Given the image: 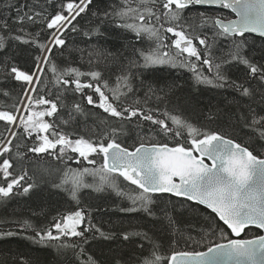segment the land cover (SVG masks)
I'll return each instance as SVG.
<instances>
[{
  "label": "snow or ice",
  "instance_id": "snow-or-ice-1",
  "mask_svg": "<svg viewBox=\"0 0 264 264\" xmlns=\"http://www.w3.org/2000/svg\"><path fill=\"white\" fill-rule=\"evenodd\" d=\"M135 2L102 3L97 0L96 7L90 8L92 0H80L78 4L65 3V0H44V3L32 0L31 4L17 7L14 18L7 14L0 16V52L9 53L0 58V69H3L0 85L18 83L28 101L20 106L25 109V114L19 117L12 114L11 108L0 111L5 129L10 126L17 129L10 133L11 140L0 143V175L3 177L0 197L30 195L36 188L34 183L28 182L26 172L14 173L11 158H4L12 152L15 141H21L15 143L20 159L24 158L22 153L51 152L62 160L69 156L70 149L72 154L82 158L81 163L89 161L95 165V157H102L103 161L99 169L94 167L91 172L100 175L99 185L77 180L66 189L76 201L75 208L58 213L47 227L32 229V225L24 221V231L32 229L27 235L11 229L0 230V239L21 235L33 244L52 246L58 256L64 255V264H132L131 258L125 259L120 251L124 243L131 242L134 237L142 241L141 248L144 241L151 246L152 258L144 259L142 264H264V234H257L264 233V0H139L133 8ZM216 6L230 9L236 18H222L219 13L214 15L212 10ZM82 14L88 17L86 24H80L77 19L83 18ZM126 19L144 23H128ZM114 20H120L117 26L131 30L138 40L143 41L144 34L150 40L155 38L152 41L155 48L152 51L137 49L129 41L122 50L110 52L99 44V40L107 38L105 26ZM197 20L200 21L199 33L193 35ZM164 23L169 25L166 32L176 37L172 40L179 50L175 56L159 53L166 45L155 25L163 27ZM34 27L40 30L33 33ZM69 32L88 38L95 36L97 43L88 45L87 49H68ZM252 34H258L260 39L259 60L255 50L257 36ZM45 36L50 46L39 42ZM194 41L202 48L198 50ZM222 43L224 47H221ZM21 49L30 56L38 53L23 70L16 62ZM54 50L67 65L72 63L73 52H78L80 66L59 71L52 55ZM184 53L201 61V66H207L211 74H202L196 63L182 59ZM85 61L88 71L81 70ZM31 65H35L34 70ZM189 65L195 85H211L236 93L234 107L230 104V110L225 113L224 124L228 131L219 127L202 131L205 124L199 118L193 121L191 117L181 119L171 115L168 107L172 103L171 96L175 94L174 89L181 86L174 80L148 78V74L163 71L167 66L187 68ZM45 72L51 73L50 83L55 88L49 89L46 84L43 91L47 95L28 94L38 90ZM113 74L121 90L108 95L105 90L112 91L109 84ZM34 81L35 86L26 87ZM89 92L91 94H87ZM10 95L11 89L0 87V96ZM132 97L135 99L126 107L125 103ZM85 99L88 105L108 114L105 126L110 131L99 134L98 139L58 130V124L60 128L72 127L79 116L92 115L82 107ZM33 104L37 107L50 105V108L29 112ZM44 117H52L55 122H44ZM111 118H118L119 123L108 124ZM17 120L19 122L15 123ZM203 120L207 124L217 123L221 121L220 112L210 109ZM245 129L249 139L247 144L239 142ZM133 132L139 144L135 146L134 142L130 150L127 145L122 146L119 137L130 138ZM40 133H50L51 138ZM168 139L176 146L169 147L168 143L162 142ZM181 139L187 141V146H181ZM83 173H89V169H83ZM117 175L136 186L133 192H127L116 182ZM104 185L117 197L131 201L132 206L120 207L118 211H142L154 219L167 220L169 228L175 222L169 211H174L177 203L181 209L192 210L204 205L211 210L206 218V228L201 226L196 236L191 234L195 229L189 230V235L182 238L185 250H176L180 240L170 238L171 254L162 260L155 255L162 245L147 232L104 231L93 222L91 205L82 206L78 191L91 188L102 192ZM165 194H169L166 202L162 200ZM172 197L184 199L174 201ZM158 201L164 203L159 208V217L154 211ZM189 202H195V208ZM249 233L252 238H239L242 234L247 237ZM105 244L115 247H109L105 253L102 247ZM89 245L99 246V253ZM200 246L206 247V251L196 250ZM68 252L72 253L71 257L67 256ZM21 264L30 262L22 259Z\"/></svg>",
  "mask_w": 264,
  "mask_h": 264
},
{
  "label": "trees",
  "instance_id": "trees-1",
  "mask_svg": "<svg viewBox=\"0 0 264 264\" xmlns=\"http://www.w3.org/2000/svg\"><path fill=\"white\" fill-rule=\"evenodd\" d=\"M73 2L78 4L80 0H65V3ZM103 2L117 3L118 0H102ZM163 2V0H161ZM31 4L32 0H0V16L7 14L8 16L14 18L16 15V8L24 4ZM40 3H44V0H40ZM97 0H92V3L89 5L90 8L96 7ZM139 0H136L132 4V7L135 8ZM213 14L219 13L222 18L232 17V13L229 9H222L216 6L213 10ZM55 14V13H53ZM65 14H68L65 12ZM90 15V13H89ZM132 14L129 13V16ZM83 18L78 17L80 24H86L88 17L82 14ZM126 22L131 23H144L138 20L126 19ZM120 20H114L111 25L105 26V31L108 33L106 39H100L99 44L106 47L110 52H116L117 49H123V46L126 45L129 41H132L137 49H144L145 51H152L155 48V44L152 42L155 38L151 40L149 37L144 34V40H138L135 33H132L131 30H122L117 25H119ZM154 23V20H153ZM159 29V33L164 37L162 43L166 47L159 50L160 54H169L175 56L179 51L172 44V40L175 39L172 33H167L166 28L169 26L167 23H164L163 27H160L159 24L155 25ZM200 21L194 22V31L191 33L193 35L199 33ZM46 27V25L44 26ZM94 27V26H93ZM40 30L39 27H34L31 29L33 33ZM50 31L48 35H50ZM252 36H257L253 35ZM86 41V43H85ZM40 43H44L46 46H50L47 37L42 38ZM97 39L95 36L88 38L82 37L81 35L69 32L67 35V47L72 49L74 47L85 48L87 49L88 45H95ZM194 45L198 46V50L202 46L198 45V41H194ZM259 45L260 39L257 36L256 39V59H260L259 55ZM221 47H224V44H221ZM131 49H129L130 51ZM8 52H0V58L7 56ZM38 53H32L30 56L28 52L24 49L19 50V53L16 55V62L23 67L29 65L32 59V56L37 55ZM54 62L59 65V71L65 70L67 67H79V56L78 52H73L72 54V63L67 65L63 62V57L59 56V53L53 51ZM67 55V51L65 52ZM88 53L85 52V57ZM181 58H187L192 63H196L198 70L205 75H210L209 69L207 66H201V61H196L195 58L187 57V54H182ZM203 58H201L202 60ZM43 65V61H41ZM35 68V65H31ZM82 71H88L87 61H85L84 66L81 68ZM3 69H0L2 72ZM234 74L233 78H235ZM148 78L151 80H160V81H172L174 80L181 87L176 90L174 89V95L171 96L172 103L168 106L171 115H178L181 119L186 117H191L192 120L199 118L201 123L205 124V129L207 128H221L224 131H228L225 127L224 122H226L227 117L225 113L230 110V104L233 105V97L236 96V93L230 89H218L214 88L211 85H195V80L193 78V72L191 66L187 68H171L170 66L164 67L163 71H158L155 73L148 74ZM2 79V76H0ZM52 76L50 72L44 73V81L39 85L38 90L33 94L36 96L47 95L43 91L45 85L47 84L49 89H54L55 85L50 83ZM87 82V81H84ZM103 83V82H102ZM36 82L34 81L29 89L35 86ZM195 85V87H193ZM155 86V85H154ZM0 87L11 89V95L9 97L0 96V111L12 109V114H17V108L20 111L19 116L25 114V109L20 107L22 104L25 105L28 103L26 94L20 91L18 83H11L7 85H0ZM28 88V85H26ZM112 91L105 90L108 95H112L113 92L119 91V86L116 83V75L113 74L111 82L109 84ZM87 94H91L90 92ZM143 96V93H140ZM18 97V98H17ZM55 99V94L52 96ZM135 97H132L125 103V106H129L132 100ZM243 103H248L244 101ZM15 106V107H14ZM82 107L86 112L91 113L92 115L88 116H79L78 121L72 126H64L63 128L59 127L60 131H67L69 133L75 132L76 135H84L85 138L98 139L99 134L104 133L105 131H110V128H106L105 119L108 114L103 113L102 109L95 107L94 105H88L86 99L83 102ZM48 106L37 107L33 104V107L28 111H45ZM213 112L219 111L221 115V121H218L214 124H207L203 120V116L208 114L209 110ZM27 116L25 115V119ZM44 122L53 123L55 122L52 117H44ZM17 120L15 123H18ZM108 124L119 123L118 118H111L107 121ZM5 122L0 120V134L3 136V140L0 143H6L8 140H11L12 137L10 133L16 131L15 127L10 126L8 129L4 127ZM22 133L23 128L19 129ZM186 131V129H185ZM35 135V134H34ZM40 135H49L50 133H40ZM242 135L241 143H249L247 129L244 130ZM153 140L161 142L159 138L153 137ZM27 141V137H25ZM21 141H15L13 144V150L9 155H5L4 158H11L13 165V172L20 173L22 170L27 173V180L30 183H34L36 188L31 192L30 195H20L12 198H2L0 197V230H14L17 233H22L24 235L30 234L32 229L38 227H47L53 218L57 217L58 213H66L68 210L75 208L76 201L72 200L70 193L66 190L71 188L73 183L77 180L89 184V185H99L101 183V177L99 174L92 175V169L95 167L99 169L103 163L102 157H95V165L89 163V161L80 162L82 158L78 154H72L70 149L68 150L69 156H65L62 160L57 159V155L52 154H23L24 158L20 159L16 155L15 143ZM119 142L122 146L127 145L132 149L134 142L135 146L139 144V140L136 137L135 132L132 133L130 138H125L123 136L119 137ZM145 143L148 141L145 140ZM166 142L169 145H176L171 139H168ZM181 146H187V141L184 139L180 140ZM58 148L55 152L58 154ZM94 155V154H93ZM91 158V157H90ZM2 163V162H0ZM89 169V173L84 174L83 169ZM3 180L2 175H0V181ZM116 182L125 188L127 192H133L136 186L130 185L129 182L123 181L122 177H118ZM60 185V187H56ZM104 191L96 192L91 188H80L78 191V199L82 202V206L88 207L91 205L90 211L93 213V222L102 227V230L108 231L109 229L113 231L127 230L128 232H147L149 236L156 239V242L162 245V247L155 252V255H159L162 260H165L169 254L170 250V238L180 240L179 246L176 247V250H185L183 244L184 237L189 235L190 229H195L191 234L196 236V232L200 231L201 226L206 228V218L208 214L211 213L208 209L203 206L195 208V203L193 204L192 209H181L180 204H176L174 211L170 210L169 215L173 216L174 224L171 228L168 227L167 220L154 219L149 217L146 213L142 211L134 213H123L118 211L120 207H130L131 201L126 198L117 197L115 192L108 188L106 185L103 186ZM169 198V194H165L162 198L166 202ZM175 201L177 199L183 200V198L172 197ZM164 206L163 202H157V207L154 209L157 216L161 214L159 208ZM213 216L215 214H212ZM218 221V218L216 217ZM24 221H28L32 225V229H29L27 232L24 231L22 225ZM219 222V221H218ZM222 224V222H219ZM226 228V226H224ZM230 232V230H228ZM259 234V233H257ZM233 236L232 238H234ZM241 237L249 238L252 237V233H249L247 237L242 235ZM199 239V237H197ZM208 239H212L208 237ZM220 242V241H216ZM142 241L134 237L131 242H125L121 248L120 254H122L125 259L131 258L132 264H142L144 259H151L152 255L150 254L151 246L144 241L143 248H141ZM103 251L107 253L109 247H115L114 244H105L102 246ZM90 249H95L97 253L100 251V247L96 245H89ZM206 247L200 246L196 250H202ZM68 257L72 256L71 252L67 253ZM29 261L30 264H64V255H57L56 249L52 246H44L39 244H33L29 240L23 239L21 235H16L9 237L7 239H0V264H21V260Z\"/></svg>",
  "mask_w": 264,
  "mask_h": 264
},
{
  "label": "water",
  "instance_id": "water-1",
  "mask_svg": "<svg viewBox=\"0 0 264 264\" xmlns=\"http://www.w3.org/2000/svg\"><path fill=\"white\" fill-rule=\"evenodd\" d=\"M230 10V9H229ZM231 11V10H230ZM232 12V11H231ZM232 14H233V16L231 17V18H229V19H235L236 18V16H235V13H233L232 12ZM254 35H257L258 36V34H254ZM138 146V145H137ZM176 146V145H175ZM174 145L172 146V145H169V147H175ZM131 150V149H130ZM198 155V154H197ZM206 162L207 163H210L209 161H207L206 160ZM184 199V198H183ZM193 203H195V202H193ZM201 206H203V207H205L206 208V206H204V205H201ZM207 209V208H206ZM209 211H211L210 209H208ZM218 218V217H217ZM259 234H264V233H259ZM235 238H237V237H235ZM239 238H241V237H239ZM249 238H252V237H249ZM220 242H222V241H220ZM199 251H206V248L205 249H202V250H199ZM169 256H170V254H169Z\"/></svg>",
  "mask_w": 264,
  "mask_h": 264
},
{
  "label": "rangeland",
  "instance_id": "rangeland-1",
  "mask_svg": "<svg viewBox=\"0 0 264 264\" xmlns=\"http://www.w3.org/2000/svg\"><path fill=\"white\" fill-rule=\"evenodd\" d=\"M23 105V104H22ZM21 111V110H20ZM20 111L16 114L17 117H19Z\"/></svg>",
  "mask_w": 264,
  "mask_h": 264
},
{
  "label": "flooded vegetation",
  "instance_id": "flooded-vegetation-1",
  "mask_svg": "<svg viewBox=\"0 0 264 264\" xmlns=\"http://www.w3.org/2000/svg\"><path fill=\"white\" fill-rule=\"evenodd\" d=\"M242 235H243V234H242ZM242 235H241V236H242Z\"/></svg>",
  "mask_w": 264,
  "mask_h": 264
}]
</instances>
